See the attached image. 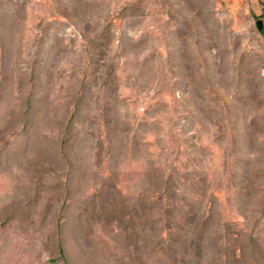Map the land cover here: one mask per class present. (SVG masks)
<instances>
[{"label":"rangeland","instance_id":"374dc122","mask_svg":"<svg viewBox=\"0 0 264 264\" xmlns=\"http://www.w3.org/2000/svg\"><path fill=\"white\" fill-rule=\"evenodd\" d=\"M0 264H264V0H0Z\"/></svg>","mask_w":264,"mask_h":264},{"label":"water","instance_id":"95a60500","mask_svg":"<svg viewBox=\"0 0 264 264\" xmlns=\"http://www.w3.org/2000/svg\"><path fill=\"white\" fill-rule=\"evenodd\" d=\"M259 27L261 28V23H259Z\"/></svg>","mask_w":264,"mask_h":264}]
</instances>
